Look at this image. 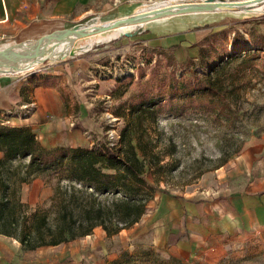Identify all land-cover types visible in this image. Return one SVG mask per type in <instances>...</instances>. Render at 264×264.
I'll return each mask as SVG.
<instances>
[{
	"label": "rangeland",
	"instance_id": "obj_1",
	"mask_svg": "<svg viewBox=\"0 0 264 264\" xmlns=\"http://www.w3.org/2000/svg\"><path fill=\"white\" fill-rule=\"evenodd\" d=\"M154 1L161 4L169 1L197 3L202 0H152L151 3ZM127 4L130 5L128 12L115 17L94 19L90 23L93 24L96 20L111 22L121 16H129L136 9L149 7L150 3L149 0H144V2ZM192 17L195 21L196 18H199L198 20L209 18L217 22L216 26L227 25L230 28L227 30L230 31L227 40L221 41L222 55L232 54L234 37L237 33L242 39H238L240 45L250 42V45L245 46V50L253 49L254 36L264 35V12H220ZM183 18L184 16L170 19L165 23L136 27L128 33L103 41H95L91 45L87 42L86 47L73 49L76 52L75 56L88 57L92 64L89 70L78 71L72 82L74 98L83 114L81 120H87L91 125L77 127L80 119L74 127H70L68 123L69 128L73 129L76 135L77 143L86 144L88 147L91 143L87 139L89 135L105 144L109 129H114L121 134L129 123L131 110L146 88L153 70L159 68L158 79L153 84V87H156L153 95L156 100L161 101V104L157 107V119L150 118L145 123L149 136L158 143V150L162 151L160 165L155 167L147 162L144 172V178L148 186L152 188L155 198L149 203L141 222L132 229L123 230L113 237H108L101 228L95 230L90 238L91 242L88 243L93 244L90 248L93 255L92 264H114L115 262H118L117 264H250V258L246 255L244 238L233 239L228 235L222 238L209 237L202 243L200 241V244L190 251H182L174 243L155 248L152 244L153 234L148 221L163 199L188 198L210 204L217 201L224 185L238 184L235 180L243 179L245 164L240 156L244 154L245 146H252L256 143V139H264V52H255L258 58L248 64L245 70L246 77L237 83L242 84L238 102L227 100L231 102V108L223 113H214L211 107L201 106L196 99L190 102L178 98L177 94L172 95L169 84L166 82L171 74H174L178 81L194 73L200 77H208L210 75L208 68L211 66L193 61L179 64L172 52L150 50L140 43L138 38L150 31L155 32L187 22ZM84 24L79 27H87ZM70 28L74 26L61 31ZM6 42L12 41L1 40L0 46ZM79 44L83 45V42ZM237 49L240 52L244 50L240 46ZM249 55L250 53H246L239 58H225L224 62L231 61L229 67L234 70L241 63L242 58ZM142 56L147 65L137 68L132 73L133 77L121 81L109 78L108 70L113 72L115 67H123L127 61L132 63V60L136 59L139 65ZM36 66L18 74H0V78L6 81L24 80L29 72L38 74L39 69ZM108 96L110 98H107ZM171 96H173L172 99ZM17 105L14 104L10 108L14 109ZM116 112L122 116L117 121L114 120L118 118L115 115ZM4 122L3 126H13L11 124L24 123L28 120L12 118L8 123ZM136 136V127H132L131 137L134 143H136ZM65 138L68 139V134ZM170 143L176 145L173 155L167 154L172 149L168 148ZM65 148L70 147L65 146ZM28 163L29 158L19 159L13 163L16 175L12 180H16L17 184L19 178L24 175ZM65 175L64 169L49 171L39 175L28 186L23 184L20 188L17 187L21 201L28 206L30 212L37 209H50L56 192L61 186L69 184L65 180ZM24 187L27 190L26 195H24ZM50 216L54 218L55 209L52 208ZM40 255L47 259L43 253ZM253 259L256 263L259 261V258Z\"/></svg>",
	"mask_w": 264,
	"mask_h": 264
},
{
	"label": "crops",
	"instance_id": "obj_2",
	"mask_svg": "<svg viewBox=\"0 0 264 264\" xmlns=\"http://www.w3.org/2000/svg\"><path fill=\"white\" fill-rule=\"evenodd\" d=\"M120 1L122 4L114 5L113 0H0V41H12L3 43L0 50L17 43L14 41H27L21 44L42 41L45 37L71 31L73 28L61 31L70 26L83 23L89 26L95 18L105 19L128 12V0ZM216 1L241 3L247 0ZM191 17L186 15L183 19L187 22L150 31L138 38L139 42L150 50L172 52L179 64L216 61L223 49L221 41L227 40L230 28L216 26L217 22L209 18L195 21ZM74 54L73 50L63 52L56 57V63L50 61L37 68V75L29 72L24 80L0 78V125L4 123L3 112L12 105L35 101L38 106L35 115L28 122L11 125L30 127L48 149L87 148L86 144L77 143L68 121L73 117L83 118L72 92V82L78 71H87L92 64L88 57L78 58ZM83 125L91 124L87 120L77 123V127ZM3 157L4 153L0 152V159ZM240 158L245 164L243 179L235 180L238 184L224 185L217 201L211 204L188 198L161 201L148 221L154 248L174 243L182 251H190L205 238L228 235L233 239L244 238L250 264H264V139H256L252 146L246 145ZM26 193L25 188L24 195ZM93 234L44 251H26L16 239L0 234V264H92L90 248L93 244L88 243ZM42 253L47 259L40 255ZM253 258L259 261L256 263Z\"/></svg>",
	"mask_w": 264,
	"mask_h": 264
},
{
	"label": "trees",
	"instance_id": "obj_3",
	"mask_svg": "<svg viewBox=\"0 0 264 264\" xmlns=\"http://www.w3.org/2000/svg\"><path fill=\"white\" fill-rule=\"evenodd\" d=\"M237 33L234 37L232 54H217V60L209 63L210 75L200 77L194 73L178 81L174 74L166 81L170 92L182 100L196 99L201 106L211 107L223 113L231 108V102H238L246 68L258 58L255 52H264V35L252 38L253 49L245 50L246 43ZM244 48L241 52L238 47ZM216 52V50H215ZM242 58L236 69L231 70V61L224 59ZM203 54V52H202ZM232 55V56H231ZM191 64V63H190ZM203 69V68H202ZM204 70V69H203ZM159 68L153 70L146 88L137 98L131 110V118L121 131L117 148L101 144L99 148L56 147L48 149L27 126L0 125V234L16 239L26 251L66 244L93 234L101 228L108 237L119 235L139 224L147 212L149 203L155 198L144 178L147 162L158 167L162 162V151L158 143L149 136L146 121L157 119V107L161 104L153 92L158 79ZM173 96H171L172 99ZM231 100V102L227 101ZM216 106V107H215ZM122 118L119 112L115 114ZM136 127V143L131 137V128ZM146 137V138H145ZM167 154L173 155L176 145L170 143ZM166 154V153H163ZM29 158L23 176L16 175L13 163ZM64 169L68 186H61L52 198L50 209L33 212L24 204L18 194L21 185H27L39 175ZM55 209L52 219L51 210ZM115 262L114 264H117Z\"/></svg>",
	"mask_w": 264,
	"mask_h": 264
},
{
	"label": "bare ground",
	"instance_id": "obj_4",
	"mask_svg": "<svg viewBox=\"0 0 264 264\" xmlns=\"http://www.w3.org/2000/svg\"><path fill=\"white\" fill-rule=\"evenodd\" d=\"M256 2V0H247L241 2V4L253 6L252 12H264V2ZM194 6L196 9L189 12V9L194 8ZM220 12L248 13L244 10L238 9L230 10L219 7L204 8L203 6H196L191 3H178L175 1L161 3L155 7H141L136 9L135 12L129 16H121L111 22L96 20L95 23L89 25L81 32H76L73 28L68 33H61L58 36L48 37L49 39H44L42 41L25 44H10L2 49V53L0 54L1 56H6L8 58L3 65V70H0V74H16L19 71H24L27 68L36 66L42 59V54L47 50H50L54 56L51 61L55 62L58 59L56 57L67 50H73L75 47L82 49L86 47L87 42L90 43L88 45H91L95 41H103L116 35L128 33L136 27L165 23L170 19L186 15H213ZM82 42L83 45H80L79 43Z\"/></svg>",
	"mask_w": 264,
	"mask_h": 264
},
{
	"label": "built area",
	"instance_id": "obj_5",
	"mask_svg": "<svg viewBox=\"0 0 264 264\" xmlns=\"http://www.w3.org/2000/svg\"><path fill=\"white\" fill-rule=\"evenodd\" d=\"M205 1H210V0H205ZM205 1H201V2H197V3H191L192 5H196L198 6L199 4H201L202 2ZM133 2H144V0H128L127 3H133ZM152 0H149V7L155 6L158 3H151ZM114 5H118V4H122V1L120 0H113ZM149 17H153V16H149ZM125 50V49H123ZM137 60V59H136ZM136 60H132L131 62H126V64L123 65V67H119V68H114L113 72H111L110 70H108V75L109 78L114 79L115 81H121L123 79H127L130 77H133L134 73L137 68L139 69L141 66H145L147 65L144 57H140V63H138L139 65H137ZM107 98H110V96H108ZM38 109L37 103L35 101H30V102H24L21 103L19 106L17 105L16 108L14 109H7L6 111L3 112V117L5 118L6 123L9 122V120H11L12 118H19V119H25V120H29L28 118L33 117L36 113ZM25 115H28L27 117H24ZM79 120V118L77 117H73L70 118V120L68 121L70 127H74L77 123V121ZM114 120H120V118L114 119ZM87 139H89L91 141L89 148H99L101 146V142L100 140H95V137L89 135V137H87ZM121 141V134L117 133L116 130L112 129L107 132V141H106V145L109 148H117L120 144Z\"/></svg>",
	"mask_w": 264,
	"mask_h": 264
},
{
	"label": "water",
	"instance_id": "obj_6",
	"mask_svg": "<svg viewBox=\"0 0 264 264\" xmlns=\"http://www.w3.org/2000/svg\"><path fill=\"white\" fill-rule=\"evenodd\" d=\"M256 1H257L256 3L264 2V0H256ZM198 6H203L204 8L219 7L222 9H230V10L238 9V10H244L246 12H252V7H253V6H247V5H244L241 3H224V2H219L216 0L205 1V2H202L201 4H199ZM193 9H196L195 6H194V8H190L189 12L192 11ZM153 17H155V16H153ZM85 28H80L79 26L74 27L76 32H81ZM45 38H43V39H45ZM43 39H41V40H43ZM46 39H49V38H46ZM53 57L54 56L52 55L50 50H47L45 53L42 54V59L40 60L39 64H37L36 68L44 66L46 63L50 62ZM7 60H8V58L6 56L0 55V70H3V65H4L5 61H7ZM21 72H25V71H19V72H17V74L21 73Z\"/></svg>",
	"mask_w": 264,
	"mask_h": 264
}]
</instances>
